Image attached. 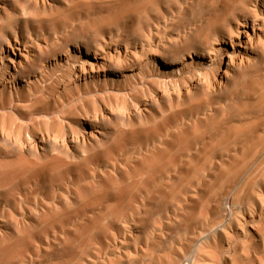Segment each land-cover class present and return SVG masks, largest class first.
Instances as JSON below:
<instances>
[{"label":"rangeland","instance_id":"rangeland-1","mask_svg":"<svg viewBox=\"0 0 264 264\" xmlns=\"http://www.w3.org/2000/svg\"><path fill=\"white\" fill-rule=\"evenodd\" d=\"M49 6L45 12L9 0L3 13L43 45H54L55 35L77 36L92 50L102 45L121 55L110 59L113 83L78 82L64 63L22 98L33 99L32 118H39L31 137L52 139L32 157L38 169L0 176V264H264V0H51ZM179 59L186 68L165 63ZM7 110L17 120L1 123L7 138L29 139L32 123ZM101 112L104 120L95 123ZM86 126L96 136L65 152L56 132ZM6 147L1 141L0 159L10 161Z\"/></svg>","mask_w":264,"mask_h":264},{"label":"bare ground","instance_id":"bare-ground-1","mask_svg":"<svg viewBox=\"0 0 264 264\" xmlns=\"http://www.w3.org/2000/svg\"><path fill=\"white\" fill-rule=\"evenodd\" d=\"M9 0H0V18L3 16L6 23L5 24H2L0 25V95H4L6 94L7 95V98L6 99H1L0 100V125L1 123H12V124H15V122L17 121L16 120V117L9 111L7 110L8 107L10 106L11 110H16L17 114L20 116V118H22L24 121L28 120V122L32 123V125H29L28 122H24L25 125L28 124L29 126H31L29 129H26L27 131V134L30 136V138L26 139L25 137L21 138V139H18V142L17 144H14V142L7 138V135H5V129L6 127L4 128L3 126H0V142L1 141H4L6 143V149H5V152L6 153H12L13 154V159L10 160V161H6V160H1L0 159V176H4L6 175L7 176H10V177H13L15 174L17 173H22V174H29V173H32L33 171H35L36 169H38V167H40V165L38 166L37 163L32 159V157H37L38 154H39V151H41V147L45 145V143H50L51 142V139L50 138V135L46 134V136H44L45 138H43L41 140V137L39 140H41L40 142L39 141H36V139L34 140L32 136V134L36 133V126L37 124L39 123L38 122V119L37 118H32L33 117V114L36 113L34 112L33 110V107L31 105H28L30 104L31 102L33 103V99L30 100L31 102L27 103L28 102V98H25V99H28V100H23L22 98H24L25 96L24 95H29V94H32V91H34L35 87L37 86V84H41L43 82V80L47 77H45L46 75H48L50 73L51 70H54L55 68H57L59 65H62V64H67V66H69V68H72L73 69V78L75 80H78L79 81H85L87 82L88 80L90 81H93V83L95 82H99L101 80H103L105 83L106 81H108V79L112 80L110 83H113L114 80H113V75L111 74H114L115 72H112L110 71V74H108L107 71H109V68L111 66L110 64V59H113L115 60L118 56H120V51H110L108 53H106L104 51V49L102 48V45H96V47H94V49L92 50L91 47L89 45H87V43H84L82 41L79 40V37L77 36H74L73 38H65V39H59L57 38V36L55 35V44L54 45H51V46H47V45H43L42 43L34 40L30 34V32L27 31L26 28H21L19 27V25L14 22L10 16H7L5 13H3V11H5V5L7 4ZM27 2H29V4L31 6H33L35 9H38V10H42V11H48L50 9V1L51 0H25ZM154 1V0H153ZM52 4V3H51ZM55 4V3H54ZM12 6V5H11ZM7 8V7H6ZM145 12V11H144ZM142 12V15L143 13ZM241 21V20H240ZM255 23V22H254ZM6 25L7 27H10L9 30H5L6 28ZM256 26V25H255ZM248 27V26H247ZM246 28V27H245ZM256 28V27H255ZM261 29V28H260ZM32 30V29H31ZM30 30V31H31ZM262 30V29H261ZM116 31V30H114ZM238 31V30H237ZM254 31V30H253ZM252 31V32H253ZM249 32V31H248ZM117 33V32H115ZM237 35H238V32H236ZM246 33V32H245ZM259 33V32H258ZM254 34V33H253ZM257 34V33H256ZM148 35V34H147ZM225 35V34H224ZM240 35V34H239ZM264 35V34H263ZM61 36V35H60ZM149 36V35H148ZM215 37V36H214ZM221 37V36H219ZM107 38V37H105ZM240 38V37H239ZM243 38V37H242ZM241 38V39H242ZM258 38V36H257ZM93 39V38H92ZM133 39V38H132ZM234 39V38H233ZM249 39V38H248ZM240 40V39H239ZM105 41V40H104ZM254 41V40H252ZM108 42V41H107ZM243 42V41H242ZM142 43V42H141ZM145 43V42H143ZM163 43V42H161ZM221 43V41H220ZM235 43V42H234ZM110 44V42H109ZM117 44V43H116ZM125 44V43H124ZM140 44V43H139ZM138 44V45H139ZM164 44V43H163ZM162 44V45H163ZM222 44V43H221ZM236 44V43H235ZM252 44V43H251ZM156 45V44H155ZM234 45V44H233ZM238 45V44H237ZM236 45V46H237ZM256 45V44H254ZM154 46V45H153ZM221 46V45H220ZM123 47V46H122ZM256 47V46H255ZM114 48V47H113ZM112 48V49H113ZM118 48V47H117ZM132 48V47H131ZM139 48V47H138ZM145 48V47H144ZM215 48V47H214ZM109 49V48H108ZM129 49V48H128ZM150 49V48H148ZM154 49V47H153ZM217 49V48H216ZM104 52H103V51ZM125 50V49H124ZM134 50V49H133ZM145 50V49H144ZM238 50V49H237ZM123 51V50H122ZM130 51V50H129ZM139 51V50H138ZM146 51V50H145ZM244 51V50H243ZM101 52V53H100ZM133 52V51H132ZM143 52V51H142ZM196 52H200V51H196ZM129 53V52H128ZM131 53V52H130ZM185 53V52H184ZM203 53V52H202ZM205 53V52H204ZM238 53V52H237ZM139 54V52H138ZM196 54V53H195ZM247 54V53H246ZM140 55V54H139ZM199 55V54H198ZM227 55V54H226ZM150 56V55H149ZM249 56V55H248ZM122 57V56H121ZM132 57V56H131ZM234 57V56H233ZM126 58V57H125ZM140 58V57H139ZM214 58V56H213ZM227 58V57H226ZM230 58V57H229ZM242 58V57H240ZM239 58V60H240ZM244 58V57H243ZM109 59V60H108ZM124 59V58H123ZM132 59V58H131ZM149 59V58H148ZM172 59V58H171ZM178 59V58H177ZM205 59V58H204ZM122 60V59H121ZM188 60V59H187ZM196 60V59H195ZM214 60V59H213ZM235 58L234 59H231L230 61V64L227 65V70L225 71L224 75L226 76L228 73H229V68L234 66L235 64ZM247 60V59H246ZM145 61V60H144ZM171 61V60H169ZM193 61V60H192ZM191 61V62H192ZM206 61V60H205ZM238 61V60H237ZM147 62V61H145ZM144 62V63H145ZM149 62V61H148ZM187 62V61H186ZM190 62V61H189ZM190 62V63H191ZM211 62V61H210ZM249 62V61H248ZM164 63V62H163ZM167 65H184L183 67H185V63L183 61V59H179L178 61H176L175 63H169V62H165ZM189 63V64H190ZM237 63V62H236ZM129 64V63H128ZM198 64V63H197ZM213 64V62H212ZM123 65V64H122ZM132 65V64H131ZM135 65V64H134ZM133 65V66H134ZM151 65V64H150ZM156 65V64H155ZM161 65V64H160ZM180 65V66H181ZM187 65V64H186ZM218 65V64H217ZM237 65V64H235ZM145 66V65H144ZM128 67V66H127ZM135 67V66H134ZM171 67V66H170ZM175 67V66H174ZM138 68V67H137ZM140 68V67H139ZM138 68V69H139ZM157 68V67H156ZM186 68V67H185ZM141 69V68H140ZM171 69V68H170ZM226 69V68H225ZM237 69V68H236ZM62 70V69H61ZM168 70V69H167ZM187 70V69H186ZM165 71V70H164ZM181 71V70H180ZM62 72V71H61ZM131 72V71H130ZM146 72V70H145ZM162 72V71H161ZM160 72V74H161ZM184 72V70H183ZM182 72V73H183ZM186 72V71H185ZM184 72V73H185ZM234 72V71H233ZM147 74L149 72H146ZM178 73V72H177ZM57 74V73H56ZM117 74V73H116ZM159 74V75H160ZM167 74V73H166ZM122 75V74H121ZM125 75V74H124ZM223 75V76H224ZM234 75V74H233ZM58 76V74L56 75ZM132 76V74L130 75ZM138 76V75H137ZM167 76V75H166ZM68 77V76H67ZM115 77V76H114ZM155 77V76H154ZM221 77V76H220ZM51 78V77H49ZM129 78V77H128ZM149 78V77H148ZM187 78V77H186ZM199 78V77H198ZM219 78V77H218ZM54 79V78H53ZM73 79V80H74ZM119 79V78H117ZM146 79V77H145ZM159 79V78H158ZM226 79V78H225ZM126 80V79H125ZM161 80V79H160ZM177 80V79H176ZM197 80V79H196ZM219 80V79H218ZM54 82V80H52ZM68 81V80H67ZM129 81V80H128ZM145 81V80H144ZM147 81V80H146ZM169 81V80H168ZM172 81V80H171ZM199 81V80H198ZM207 81V80H206ZM76 82V81H75ZM77 82V83H78ZM84 82V83H85ZM122 82V81H121ZM148 82V81H147ZM217 82V81H216ZM47 83H50V82H46V85ZM83 83V84H84ZM89 83V82H88ZM91 83V82H90ZM109 83V82H108ZM120 83V82H118ZM135 83V82H134ZM133 83V84H134ZM140 83V82H139ZM143 83V82H141ZM194 83V82H193ZM208 83V82H207ZM76 84V83H75ZM97 84V83H96ZM107 84V83H106ZM121 84V83H120ZM147 84V83H146ZM197 84V83H196ZM199 84V83H198ZM210 84V83H209ZM212 84V83H211ZM218 84V83H217ZM225 84V83H224ZM223 84V85H224ZM44 86L47 87V86ZM81 85V84H80ZM79 85V86H80ZM94 85V84H93ZM111 85V84H110ZM195 85V84H194ZM219 85V84H218ZM49 86V85H48ZM54 86V85H53ZM64 86V85H63ZM71 86V85H70ZM109 86V85H108ZM143 86V85H142ZM217 86V85H216ZM72 87V86H71ZM82 87V86H81ZM98 87V86H97ZM105 87V86H104ZM193 87V86H192ZM210 87V86H209ZM19 88H21V91H19ZM39 88V87H37ZM43 88V89H44ZM48 88V87H47ZM50 88V86H49ZM75 88V86H74ZM109 88V87H108ZM107 88V89H108ZM188 88V87H187ZM208 88V87H207ZM216 88V87H215ZM46 89V88H45ZM51 89V88H50ZM106 89V90H107ZM110 89V88H109ZM113 89V88H112ZM111 89V90H112ZM118 89V88H117ZM120 89V88H119ZM147 89V88H146ZM209 89V88H208ZM218 89V88H217ZM93 90V89H91ZM104 90V91H106ZM123 90V89H121ZM213 90V89H212ZM39 91V89H38ZM45 91V90H44ZM65 91V90H64ZM89 91V90H88ZM108 91V90H107ZM113 91V90H112ZM193 91V90H192ZM195 91V90H194ZM197 91V90H196ZM211 91V90H209ZM23 92V93H22ZM41 92V91H40ZM39 92V93H40ZM46 92V91H45ZM103 92V91H102ZM116 92H119L116 90ZM123 92V91H122ZM22 93V94H21ZM47 93V92H46ZM65 93V92H64ZM70 93V92H69ZM83 92H81V94L79 96L82 95ZM85 93V92H84ZM91 93V92H90ZM135 93V92H133ZM164 93V92H163ZM38 94V92H37ZM44 95V92L41 93V95ZM96 94V93H95ZM94 94V96H95ZM104 94V93H103ZM116 94V93H114ZM162 94V93H161ZM196 94V93H195ZM36 95V93H35ZM34 95V96H35ZM40 95V97H41ZM61 95V94H60ZM64 95V94H63ZM74 95V94H73ZM84 95V94H83ZM93 95V94H91ZM107 95V94H106ZM105 95V96H106ZM112 95V94H111ZM123 94H121L122 96ZM130 95V94H129ZM132 95V94H131ZM130 95V96H131ZM183 95V94H182ZM38 97V95H36ZM86 96V95H85ZM127 98H128V95H126ZM172 96V95H171ZM4 97V96H3ZM36 97V99H37ZM63 99L65 98L64 96H62ZM83 97V96H81ZM97 97H102V96H97ZM96 97V98H97ZM125 97V96H123ZM161 97V95H160ZM35 98V97H34ZM39 98V97H38ZM93 97H91L92 99ZM95 98V97H94ZM95 98V99H96ZM122 98V97H121ZM22 99V100H21ZM67 99V98H66ZM90 99V100H91ZM98 99V98H97ZM159 98L158 97H155L153 99V102L157 101ZM160 100V99H159ZM15 107L14 106V102H17ZM64 101V100H63ZM83 100H81L80 102H82ZM92 101V100H91ZM152 101V100H151ZM161 101V100H160ZM35 102V101H34ZM54 102V101H53ZM67 102V101H66ZM74 102V101H73ZM72 102V103H73ZM87 102V100L85 101V103ZM70 103V102H68ZM88 103V102H87ZM86 103V105H88ZM114 103V102H113ZM148 103V102H147ZM60 104V103H59ZM75 104V102H74ZM81 104V103H79ZM77 104V105H79ZM83 104V103H82ZM68 105V104H67ZM115 105V104H114ZM53 106V105H52ZM65 106V105H64ZM69 106V105H68ZM75 106V105H74ZM102 106V105H101ZM148 106V105H147ZM40 107V106H39ZM54 107H56L54 105ZM61 107V106H60ZM67 107V106H66ZM65 107V108H66ZM79 107V106H78ZM87 107V106H86ZM92 107V106H91ZM146 107V106H145ZM51 108V107H50ZM80 108H81V105H80ZM103 108V107H102ZM125 108V107H124ZM53 109V107H52ZM62 109V108H61ZM59 110L60 112L62 110ZM64 109V108H63ZM75 109V107H74ZM79 109V108H78ZM100 109V108H99ZM129 109V108H128ZM150 109V108H149ZM6 110L8 112H6ZM38 110V109H37ZM42 110V109H41ZM65 110V109H64ZM63 110V111H64ZM67 110V109H66ZM72 110V109H71ZM82 110V108H81ZM90 110V109H89ZM141 110V109H140ZM143 110V109H142ZM39 111V110H38ZM62 111V113H63ZM109 111V110H108ZM58 112V110H57ZM57 112H54V115H52L53 117L59 115H55ZM66 112V111H65ZM99 112V111H98ZM97 112V113H98ZM134 112V110H133ZM132 112V114H133ZM151 112V111H150ZM40 113V112H39ZM41 113H44L41 112ZM49 114L51 113V109H50V112H48ZM53 113V112H52ZM51 113V114H52ZM67 113V112H66ZM16 114V113H15ZM47 113H45L46 115ZM65 114V113H64ZM147 114V113H146ZM156 114V113H155ZM37 115H40V114H37ZM34 116V117H37ZM44 115V114H43ZM41 114V117L43 116ZM48 115V114H47ZM107 115V114H106ZM130 115V114H128ZM143 115V114H142ZM165 115V114H164ZM61 116V115H60ZM68 116V114H67ZM147 116V115H145ZM52 117V118H53ZM58 117V116H57ZM69 117V116H68ZM71 117V115H70ZM111 117V116H109ZM132 117V116H130ZM157 117V116H156ZM47 118V117H46ZM45 118V121H47V119ZM50 118V117H48ZM64 118V116H63ZM105 116L101 113H99L98 115H96V120H95V123H98L99 121L101 120H104ZM21 119V120H22ZM44 120V118H42ZM58 118H53L52 119V123H59L58 120H56ZM66 119V118H65ZM64 119V120H65ZM68 119V118H67ZM93 119V117H92ZM20 120V119H19ZM18 120V121H19ZM20 120V121H21ZM41 120V119H40ZM83 120V119H82ZM81 120V121H82ZM19 121V122H20ZM61 121V119H60ZM69 121V120H68ZM79 121V122H81ZM19 122H18V128L20 127L19 126ZM51 122V121H50ZM76 122V121H75ZM133 122V121H132ZM22 123V122H21ZM73 123V122H72ZM87 123H90L87 121ZM23 124V123H22ZM42 124V122L40 123ZM65 124V123H63ZM67 124H71L70 122H68ZM10 125V124H9ZM66 125V124H65ZM72 125V124H71ZM74 125V124H73ZM88 125V124H87ZM27 126V125H26ZM28 126V127H29ZM68 126V125H67ZM151 127V125H149ZM40 127V126H39ZM78 127V126H77ZM82 127V126H81ZM149 127V128H150ZM47 128V126H46ZM51 128V126H50ZM145 129L148 128L147 127H144ZM154 128V126H153ZM25 129V128H24ZM65 129V127H64ZM67 129V128H66ZM17 130V129H16ZM56 130V129H55ZM76 130V129H75ZM121 130V129H120ZM119 130V131H120ZM123 130V129H122ZM20 131L22 132V130L20 129ZM26 131L24 130V133H26ZM59 131V130H58ZM67 131V130H66ZM81 131V130H80ZM118 131V132H119ZM7 132V130H6ZM64 132V131H63ZM62 131L61 132H56L57 135H56V138H61V140L59 141L60 142V145L61 147L63 148V150L66 152L68 149H70L71 147L73 146H78V145H87L89 143V140H90V137H93V136H96L95 132H94V128L92 126H86V128L83 127V130L81 133L79 132H66V133H63ZM122 132V131H121ZM32 133V134H31ZM150 133V132H149ZM11 134V133H10ZM26 134V135H27ZM44 134V133H43ZM35 135V134H34ZM120 135V134H119ZM27 137V136H26ZM100 137V136H99ZM115 137V136H114ZM18 138V137H17ZM101 138V137H100ZM14 139V138H13ZM93 141H91L92 143ZM57 143H55V146H58L56 145ZM127 144V143H126ZM122 147V146H121ZM166 150V149H165ZM43 153V152H42ZM117 153V152H116ZM147 153V152H146ZM149 153V152H148ZM167 153V152H165ZM106 155V154H105ZM5 157V156H3ZM59 157V156H58ZM103 157V156H102ZM139 157V156H138ZM176 157V156H175ZM9 158V156H8ZM101 158V156H100ZM108 158V157H107ZM10 159V158H9ZM59 159V162H60V158ZM64 159V158H63ZM103 159V158H102ZM101 159V160H102ZM54 161V160H53ZM68 161V160H66ZM100 162V160H97ZM107 161V160H106ZM58 162V161H57ZM64 162V161H63ZM82 163V162H81ZM104 163V162H103ZM77 164V163H76ZM46 165V164H45ZM48 165V164H47ZM71 165V164H70ZM43 166V165H42ZM41 166V167H42ZM52 166V165H51ZM117 166V165H116ZM62 168V167H61ZM65 169V168H64ZM63 169V170H64ZM113 169V168H112ZM101 170V169H100ZM103 170V169H102ZM57 171V170H56ZM54 171V172H56ZM60 171V170H59ZM118 171V170H117ZM151 171V170H150ZM105 173V172H104ZM126 173V172H125ZM150 173V172H149ZM55 174V173H53ZM109 174V172H108ZM127 174V173H126ZM74 176V174H72ZM76 175V174H75ZM149 174H146L145 176L146 177H149L147 176ZM43 176V175H42ZM72 176V177H73ZM118 176V174H117ZM24 177V176H22ZM142 178V176H140ZM139 177V178H140ZM42 178V177H41ZM52 178V177H51ZM144 178V177H143ZM142 178V179H143ZM142 179H137V181H141L142 183ZM145 179V178H144ZM17 180V179H16ZM136 181V180H134ZM87 182V181H86ZM133 182V181H132ZM135 183V182H134ZM136 183H139V182H136ZM109 184V183H108ZM131 184V182H130ZM56 185V184H55ZM77 185V184H76ZM66 186V185H65ZM72 186V185H70ZM125 186V185H124ZM123 186V187H124ZM139 186V187H138ZM137 188H140V184H138ZM122 187V186H121ZM120 189V187H119ZM118 187H117V190L119 191ZM116 190V191H117ZM115 191V192H116ZM61 192V191H60ZM71 192V191H70ZM38 193V192H37ZM65 194V193H64ZM139 194V193H138ZM167 194V193H166ZM66 195V194H65ZM68 195V194H67ZM73 195V194H72ZM176 195V194H175ZM33 196V195H31ZM58 196V195H57ZM101 196V195H100ZM24 197V196H23ZM35 197V196H34ZM33 197V199H34ZM17 198V197H16ZM26 198H27V195H26ZM40 198V197H39ZM95 198V197H94ZM44 199V198H43ZM124 199V198H123ZM36 200V199H35ZM96 199H94L95 201ZM40 201V200H39ZM225 201V200H224ZM27 202V200L25 201ZM42 202V200H41ZM229 202V201H228ZM36 203V202H35ZM34 203V204H35ZM45 203V202H44ZM91 204V203H90ZM128 204V203H127ZM147 204V203H146ZM27 205V203H26ZM24 204V206H26ZM29 205V203H28ZM43 205V204H42ZM41 205V206H42ZM88 204L86 203V206ZM225 205H228L227 204V201H226V204ZM224 205V206H225ZM232 205V204H231ZM17 206V205H16ZM30 206V205H29ZM33 206V205H32ZM85 206V207H86ZM8 207V206H7ZM46 207V206H45ZM143 207V206H142ZM177 207V206H176ZM254 207V206H253ZM28 208V207H27ZM228 208V207H227ZM230 208V206H229ZM257 208V207H256ZM19 209V207H18ZM35 209V208H34ZM39 209V208H38ZM37 209V210H38ZM31 210V209H30ZM180 210V208H179ZM231 210V209H229ZM254 210V209H253ZM7 211V209H6ZM5 211V213H6ZM255 211V210H254ZM9 212V211H8ZM13 212V211H12ZM108 212V211H107ZM10 213V212H9ZM52 213V212H51ZM92 213V212H91ZM229 213V212H228ZM11 214V213H10ZM186 214V213H185ZM3 215V214H2ZM2 215H1V218H2ZM154 215V214H153ZM17 216V215H15ZM92 216V215H91ZM116 215H114L115 217ZM184 216V215H183ZM192 216V215H191ZM229 215H227L228 217ZM231 216V215H230ZM112 217V216H111ZM198 217V216H197ZM22 218V217H21ZM25 218V217H24ZM67 218V217H66ZM153 219V217H151ZM156 218V217H155ZM11 219V218H10ZM56 219V217H55ZM65 219V218H64ZM109 219V218H108ZM151 219V220H152ZM229 219V218H228ZM44 220V219H43ZM136 220V219H135ZM149 220V222L151 221ZM159 220V219H158ZM230 220V219H229ZM228 220V221H229ZM28 221V220H27ZM165 221V220H164ZM60 222V221H59ZM133 222V220H132ZM216 222V221H215ZM13 223V222H12ZM11 223V224H12ZM152 223V222H150ZM218 223V222H217ZM56 224V223H55ZM226 224V223H225ZM152 225V224H150ZM149 225V226H150ZM147 226V225H146ZM222 226V225H221ZM219 226V227H221ZM17 227V226H16ZM90 227V226H89ZM101 227V226H100ZM132 227V226H131ZM159 227V226H158ZM225 227V226H223ZM222 227V228H223ZM103 228V226H102ZM149 228V227H148ZM147 228V229H148ZM156 228V227H155ZM200 228V227H199ZM221 228V229H222ZM1 229V228H0ZM220 229V230H221ZM5 230V229H4ZM96 231V229H94ZM100 230V229H99ZM152 230V229H151ZM199 230V229H198ZM202 230V229H201ZM210 230V229H209ZM37 231V230H36ZM94 231V232H95ZM98 231V229H97ZM5 232V231H3ZM153 232V231H152ZM204 232V231H203ZM215 232V231H214ZM217 232H218V229H217ZM17 233V232H15ZM53 233V232H52ZM66 233H68V231L66 230ZM66 233H63V234H66ZM119 233V232H118ZM175 233V232H174ZM198 233V232H197ZM232 233V232H231ZM90 234V233H89ZM93 234V232L90 234V236ZM102 234V233H101ZM216 234V233H215ZM58 235V234H57ZM69 235V234H68ZM76 235V234H75ZM78 235V234H77ZM120 235H122V233H120ZM156 235V234H155ZM163 235V234H162ZM175 235V234H174ZM49 236V235H48ZM202 236V235H201ZM264 236V235H263ZM20 238V236H18ZM89 237V236H88ZM72 238V236H71ZM86 238V237H84ZM52 239V237H51ZM87 239V238H86ZM120 240V239H119ZM203 240V239H201ZM20 241V240H19ZM23 241V240H22ZM26 241V240H25ZM121 241V240H120ZM161 241V240H160ZM251 241V240H250ZM249 241V242H250ZM38 242V241H37ZM114 242V241H113ZM122 242V241H121ZM227 242V241H226ZM20 243H22L20 241ZM88 243V242H87ZM124 243V242H123ZM181 243V242H180ZM200 243V242H199ZM253 243V242H252ZM18 244V243H17ZM79 244V242H78ZM85 244V243H84ZM89 244V243H88ZM87 244V245H88ZM34 245V244H33ZM114 245V244H113ZM148 245V244H147ZM185 245V244H184ZM183 245V246H184ZM199 245V244H197ZM230 245V244H229ZM41 246V245H40ZM78 246V245H76ZM143 246V245H142ZM175 246V245H174ZM13 247V246H12ZM45 247V246H44ZM79 247V246H78ZM86 247V246H85ZM102 247V246H101ZM104 247V245H103ZM117 247V246H116ZM17 248V247H16ZM72 248V246H71ZM84 248V247H83ZM106 247H104L103 250L107 251V249H105ZM146 248V247H145ZM144 248V250H145ZM197 248V247H196ZM41 249V248H40ZM85 249V248H84ZM114 249V248H113ZM119 249V248H118ZM149 249V248H148ZM147 249V250H148ZM178 249V248H177ZM181 250V248H179ZM195 249V248H194ZM216 249V248H215ZM3 252H4V249H2ZM2 250H0V257L3 256V252ZM8 250V249H7ZM57 250V249H56ZM101 250V249H100ZM102 250V251H103ZM196 250V249H195ZM73 251V250H72ZM78 251V249H77ZM80 251V250H79ZM82 251V250H81ZM80 251V252H81ZM103 251V252H105ZM123 251H125L123 249ZM137 251V250H136ZM134 251V252H136ZM155 251V250H154ZM163 251V250H162ZM12 253L13 251L9 250L8 253ZM109 252V251H108ZM157 252V251H156ZM184 252V251H182ZM181 252V253H182ZM208 252V251H207ZM14 253V252H13ZM66 253V252H65ZM77 253V252H76ZM194 253V252H192ZM5 254V253H4ZM72 254V253H71ZM70 254V255H71ZM82 254V252H81ZM137 254V253H136ZM146 254V253H145ZM195 254V253H194ZM193 254V255H194ZM51 255V254H50ZM162 255V254H160ZM166 255V254H164ZM192 255V256H193ZM107 256V255H106ZM147 256V255H145ZM191 256V258H192ZM207 256V255H206ZM40 257V256H39ZM73 257V256H72ZM113 257V256H112ZM157 257H159V255L157 254ZM162 257V256H161ZM168 257V256H167ZM170 257V256H169ZM168 257V261L170 260V258ZM244 257V256H243ZM21 258V257H20ZM70 258V256L68 257ZM129 258V257H128ZM144 258V256L142 257V259ZM190 258V259H191ZM224 258V256H223ZM17 259V258H16ZM49 259V258H48ZM72 259V258H71ZM115 259V258H114ZM177 259V258H176ZM193 259V258H192ZM260 259V258H259ZM6 260V259H5ZM103 260V259H101ZM106 260V259H105ZM167 260V259H166ZM206 260V259H205ZM9 261V260H8ZM26 261V260H25ZM30 261V260H29ZM35 261V259H34ZM48 261V260H47ZM46 261V262H47ZM86 261V260H85ZM115 261V260H114ZM189 261H192V260H189ZM44 262V261H43ZM56 262V261H55ZM99 262V261H97ZM208 262V261H207ZM224 262V261H223ZM242 262V261H241ZM6 263V262H4ZM45 263V262H44ZM53 263V262H52ZM87 263V262H86ZM90 263V261H89ZM104 263V262H103ZM116 263V261H115ZM118 263V262H117ZM171 263V261H169V264ZM190 263V262H188ZM263 263V262H262ZM142 264V263H141ZM156 264V263H155ZM193 264V263H191ZM234 264V263H233ZM244 264V263H243Z\"/></svg>","mask_w":264,"mask_h":264}]
</instances>
